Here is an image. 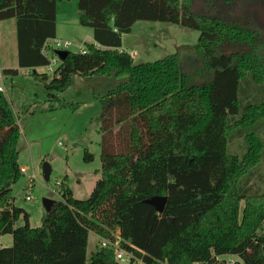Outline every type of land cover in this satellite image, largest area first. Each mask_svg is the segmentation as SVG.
<instances>
[{"label":"trees","instance_id":"obj_1","mask_svg":"<svg viewBox=\"0 0 264 264\" xmlns=\"http://www.w3.org/2000/svg\"><path fill=\"white\" fill-rule=\"evenodd\" d=\"M259 1L77 0L94 43L67 51L50 75L36 68L50 63L43 50L55 37L56 0H0V20L15 19L18 67L49 91L46 110L66 104L59 95L75 75L125 77L99 99L101 167L92 192L80 200L61 182L35 228L13 203L20 135L0 91V236H12L0 264H115L112 249L88 255L90 231L118 232L121 246L148 264H229L218 259L224 255L264 264V192L246 187L264 155V26L249 11ZM140 20L198 30L197 43L135 63L121 36ZM239 137L240 157L228 150ZM153 196L167 197L162 214L145 203Z\"/></svg>","mask_w":264,"mask_h":264},{"label":"rangeland","instance_id":"obj_2","mask_svg":"<svg viewBox=\"0 0 264 264\" xmlns=\"http://www.w3.org/2000/svg\"><path fill=\"white\" fill-rule=\"evenodd\" d=\"M55 12V37L47 40L48 47L78 53L84 44L94 43L92 30L79 24L77 0H56ZM198 37V30L168 22L140 20L131 26L129 33L122 34L121 40L126 51L135 53V63H152L180 52L184 46L195 45ZM53 40H59L61 47L56 48ZM65 43L69 44L68 48H63ZM46 57L49 65L36 71L51 75L49 69L53 71L58 63L51 50ZM0 69L18 71L16 75L2 74L3 95L19 129L18 164L26 169L12 185V195L14 205L28 213L29 225L35 228L41 225L45 213L42 199L57 201L61 182H65L73 196L80 200L87 199L92 192L101 167L99 99L125 77L75 75L71 86L59 95L66 104L52 111L46 110L49 91L30 73L31 70L18 67L16 25L12 18L0 20ZM263 130L259 128V135L264 138ZM228 150L240 157L246 150L244 139L229 140ZM85 152L93 155L92 161H84ZM43 163H48L51 169L47 181L41 170ZM26 185L29 200H25ZM246 187L251 192H264V155L249 176ZM239 206L241 211L244 202L241 201ZM262 231L264 223L260 233ZM99 240L96 234L89 232L88 255L98 248ZM221 258L226 263L239 260L234 255L218 257Z\"/></svg>","mask_w":264,"mask_h":264},{"label":"built area","instance_id":"obj_3","mask_svg":"<svg viewBox=\"0 0 264 264\" xmlns=\"http://www.w3.org/2000/svg\"><path fill=\"white\" fill-rule=\"evenodd\" d=\"M52 42H53V45L56 48L61 47L62 43L59 40H53ZM68 45H69L68 43H65L63 45V48H68ZM49 48L52 50L51 47H49ZM80 48H81V53H84L83 47H80ZM49 51L43 50V53L45 55H47ZM54 51H57V50H52V53ZM130 55L132 57H134L135 53L134 52H130ZM54 58H55V62L58 63L59 60H58L56 55H54ZM49 72H52L51 69H49ZM0 91L4 92V85L2 83V74H1V72H0ZM25 170H26L25 167H20L21 173H24ZM25 191H26L25 200H29L30 197L28 195L27 185L25 186ZM99 239L100 240H99L98 246L100 248L112 249L114 251V261L117 264H148V263H146L143 260V255L144 254H141L140 256H137L133 252L127 251L124 247L121 246V241L122 240H121V237L119 236L118 232L114 233L112 238L99 237ZM229 264H233V262H230Z\"/></svg>","mask_w":264,"mask_h":264},{"label":"water","instance_id":"obj_4","mask_svg":"<svg viewBox=\"0 0 264 264\" xmlns=\"http://www.w3.org/2000/svg\"><path fill=\"white\" fill-rule=\"evenodd\" d=\"M250 11L255 12L257 20L264 26V4L259 1L255 6L251 7ZM55 54L58 60L62 61L67 55V51L57 50L55 51ZM41 170L44 180L47 181L49 179V174L51 171L49 164L43 163ZM166 201H167V197L165 196H153L146 199L145 203L151 205L157 213L162 214L165 209ZM54 204H55V200L48 198L42 199V205L47 214L51 211Z\"/></svg>","mask_w":264,"mask_h":264},{"label":"crops","instance_id":"obj_5","mask_svg":"<svg viewBox=\"0 0 264 264\" xmlns=\"http://www.w3.org/2000/svg\"><path fill=\"white\" fill-rule=\"evenodd\" d=\"M92 40H93V38H92ZM38 68H43V67H38ZM11 244H12V236L10 234L0 236V248L6 247V245H11Z\"/></svg>","mask_w":264,"mask_h":264},{"label":"flooded vegetation","instance_id":"obj_6","mask_svg":"<svg viewBox=\"0 0 264 264\" xmlns=\"http://www.w3.org/2000/svg\"><path fill=\"white\" fill-rule=\"evenodd\" d=\"M253 6H255V5H253ZM253 6H251V7H253ZM251 7H250V9H251ZM250 9H249V11H250ZM251 12V11H250Z\"/></svg>","mask_w":264,"mask_h":264}]
</instances>
